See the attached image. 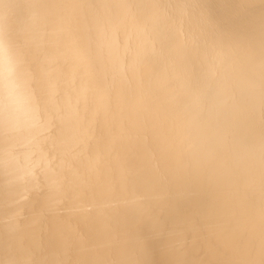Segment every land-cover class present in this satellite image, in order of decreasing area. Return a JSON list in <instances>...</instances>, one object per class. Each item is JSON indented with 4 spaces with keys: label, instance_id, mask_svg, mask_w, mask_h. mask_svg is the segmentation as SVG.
I'll return each instance as SVG.
<instances>
[{
    "label": "bare ground",
    "instance_id": "bare-ground-1",
    "mask_svg": "<svg viewBox=\"0 0 264 264\" xmlns=\"http://www.w3.org/2000/svg\"><path fill=\"white\" fill-rule=\"evenodd\" d=\"M0 264H264V0H0Z\"/></svg>",
    "mask_w": 264,
    "mask_h": 264
}]
</instances>
